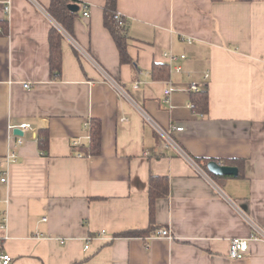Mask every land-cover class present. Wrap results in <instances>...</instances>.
<instances>
[{"label": "crops", "instance_id": "obj_1", "mask_svg": "<svg viewBox=\"0 0 264 264\" xmlns=\"http://www.w3.org/2000/svg\"><path fill=\"white\" fill-rule=\"evenodd\" d=\"M77 1L88 16L80 8L69 34L46 12L50 0H0V157L17 153L0 181L10 264H264V241L251 237L252 224L264 230V0H116L130 63L103 24L104 0ZM52 25L63 33L55 80ZM155 64L168 75L153 78ZM191 82L207 91L205 114L189 106ZM90 118L100 152L83 156ZM22 123L31 128L14 133ZM157 128L180 151L164 149ZM204 157L237 175L210 177L194 161ZM151 176L169 186L154 232L118 235L148 229ZM235 237L249 242L241 259L227 255Z\"/></svg>", "mask_w": 264, "mask_h": 264}, {"label": "trees", "instance_id": "obj_2", "mask_svg": "<svg viewBox=\"0 0 264 264\" xmlns=\"http://www.w3.org/2000/svg\"><path fill=\"white\" fill-rule=\"evenodd\" d=\"M68 4H77L79 9L83 8L82 4L77 0H50L46 7L48 15L67 33L72 32V24L74 18L79 14L78 11H71ZM103 24L112 36L119 52V59L121 63H130L131 58L127 52L128 36L125 29V18L117 12L116 0H104L103 6ZM9 33L8 19L0 20V36H7ZM63 33L55 25H52L48 32L49 43V73L50 78L55 80L59 78L62 67V41ZM169 73L168 65H154L152 70L153 78L166 77ZM191 103L192 108L197 110L200 114H205L208 108L207 91H193ZM88 146L81 152L83 156L97 155L100 152L101 142V123L99 119L90 118L87 122ZM38 147L44 151L48 144L47 132L40 131L37 135ZM212 160L209 158H194L198 166L206 172L210 177H216L207 170V163ZM229 162H240L239 159H225ZM226 162V161H224ZM168 179L166 176H151L149 179V218L150 225L146 230H131L120 233V236H146L150 235L155 230L154 214L155 201L157 198L166 197L168 195Z\"/></svg>", "mask_w": 264, "mask_h": 264}, {"label": "built area", "instance_id": "obj_3", "mask_svg": "<svg viewBox=\"0 0 264 264\" xmlns=\"http://www.w3.org/2000/svg\"><path fill=\"white\" fill-rule=\"evenodd\" d=\"M82 6H83V8H82L83 9V12H82L83 16H88L87 5L82 4ZM4 11L6 14L8 13L9 3H7L4 6ZM165 55L168 57L169 60H173L176 58L173 55H167V54H165ZM183 56L184 55H181V57H183ZM178 68L179 67H177V69ZM205 76H207V75H205ZM106 78L116 90L123 92L121 86L116 81L112 80L110 77H106ZM23 86L28 88L29 84L24 83ZM135 86H137V85H135ZM172 90H173V88H171V87L165 89L164 95L167 97L172 92ZM188 90L189 91H198V85L194 82H191L188 86ZM165 100H167V98ZM189 106L192 107L193 104L190 103ZM86 125H87V123H86ZM19 128L22 130H25V129H30L31 127L27 123H22L19 126ZM171 129L172 130H182V127L178 126V125H172ZM157 130L159 132L161 144H162L164 149L169 150L170 148L173 147V148L178 149V151H180V149L178 148L177 144L174 142V140L172 139V137L170 136V133L168 131L163 130L161 128H157ZM79 155H81V154H79ZM16 160H17V153L14 150L10 151L6 155L0 157V167H1L0 181L2 183L6 182V179H7L6 167L10 163L15 162ZM3 165L5 167H3ZM6 229H7V215H6V213H3V216L0 219V231H3V234H0V264H10L12 261V257L10 256V254L5 252L4 248H3L4 240L8 237ZM252 230H253V233L251 235L252 238L260 239V240L264 241V230H262L259 226L255 225V224H252ZM157 235L158 236H164V237H170V233L168 232L167 229H164V228L158 229ZM84 247L87 248L88 244H86ZM248 251H249L248 239L235 237V238L231 239V241H230V245H229L227 255L231 259H241L248 253Z\"/></svg>", "mask_w": 264, "mask_h": 264}, {"label": "water", "instance_id": "obj_4", "mask_svg": "<svg viewBox=\"0 0 264 264\" xmlns=\"http://www.w3.org/2000/svg\"><path fill=\"white\" fill-rule=\"evenodd\" d=\"M68 8L71 11L79 10V6L77 4H68ZM14 133L22 135L23 132L21 129H14ZM206 167L210 173L217 176H236L238 173L236 166L221 164L214 160L209 161Z\"/></svg>", "mask_w": 264, "mask_h": 264}]
</instances>
